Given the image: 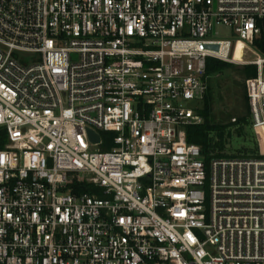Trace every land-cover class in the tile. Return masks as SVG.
Here are the masks:
<instances>
[{
  "label": "built area",
  "instance_id": "obj_1",
  "mask_svg": "<svg viewBox=\"0 0 264 264\" xmlns=\"http://www.w3.org/2000/svg\"><path fill=\"white\" fill-rule=\"evenodd\" d=\"M262 19L264 0H0V264H264V157L207 166L187 140L208 58L258 50Z\"/></svg>",
  "mask_w": 264,
  "mask_h": 264
},
{
  "label": "trees",
  "instance_id": "obj_2",
  "mask_svg": "<svg viewBox=\"0 0 264 264\" xmlns=\"http://www.w3.org/2000/svg\"><path fill=\"white\" fill-rule=\"evenodd\" d=\"M259 24L264 27V19L259 21ZM260 51H264V42L257 41ZM231 65H235L233 62H227L217 58H208L207 60V74L212 76L217 73H222L229 69ZM240 73L245 81L249 78L257 75V67L252 64L244 65L240 68ZM245 99L248 105V113L228 123L217 121L213 113V91L208 87V91L204 100L200 105V113L204 117V121L199 124L190 125L187 128V140L190 143H194L200 146L202 151V157L208 166L211 159L215 157L225 156H249V157H264V137L261 138V146L256 144V147L251 148L250 151L239 150L237 152H228V143L232 138L231 126L238 125V132L242 134L241 127L248 123L250 106L245 94ZM7 144V132L4 128L0 129V148H4ZM104 150L111 149V145L103 147ZM247 150V149H246ZM93 189V188H91Z\"/></svg>",
  "mask_w": 264,
  "mask_h": 264
},
{
  "label": "rangeland",
  "instance_id": "obj_3",
  "mask_svg": "<svg viewBox=\"0 0 264 264\" xmlns=\"http://www.w3.org/2000/svg\"><path fill=\"white\" fill-rule=\"evenodd\" d=\"M229 33L225 28L220 29L218 38H224ZM242 42L236 41L233 49V58L235 65L222 73L210 76L209 87L213 91V113L217 121L228 123L235 118L243 117L248 113V105L245 99L247 92V81L244 80L240 73L246 61L253 60L263 52L254 48L246 47L242 49ZM241 50V51H240ZM260 51V52H258ZM238 125L231 126L232 138L228 143V152L250 151L261 146V138L264 137V130H255L250 120L241 127L242 134L238 132ZM247 149V150H246ZM251 152V151H250Z\"/></svg>",
  "mask_w": 264,
  "mask_h": 264
},
{
  "label": "water",
  "instance_id": "obj_4",
  "mask_svg": "<svg viewBox=\"0 0 264 264\" xmlns=\"http://www.w3.org/2000/svg\"><path fill=\"white\" fill-rule=\"evenodd\" d=\"M91 134L95 137L96 140L99 139V136L97 134H94V132L91 131Z\"/></svg>",
  "mask_w": 264,
  "mask_h": 264
},
{
  "label": "bare ground",
  "instance_id": "obj_5",
  "mask_svg": "<svg viewBox=\"0 0 264 264\" xmlns=\"http://www.w3.org/2000/svg\"><path fill=\"white\" fill-rule=\"evenodd\" d=\"M242 45V44H241ZM241 51V50H240Z\"/></svg>",
  "mask_w": 264,
  "mask_h": 264
}]
</instances>
